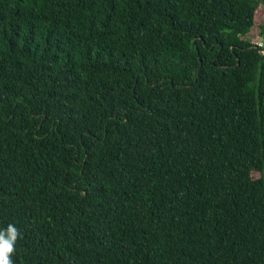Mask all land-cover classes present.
Returning a JSON list of instances; mask_svg holds the SVG:
<instances>
[{"label":"trees","instance_id":"16d2710c","mask_svg":"<svg viewBox=\"0 0 264 264\" xmlns=\"http://www.w3.org/2000/svg\"><path fill=\"white\" fill-rule=\"evenodd\" d=\"M257 37L264 0H0L14 264H264Z\"/></svg>","mask_w":264,"mask_h":264},{"label":"clouds","instance_id":"9594fccd","mask_svg":"<svg viewBox=\"0 0 264 264\" xmlns=\"http://www.w3.org/2000/svg\"><path fill=\"white\" fill-rule=\"evenodd\" d=\"M18 237L17 228L9 224L6 229H0V264H14L12 255Z\"/></svg>","mask_w":264,"mask_h":264},{"label":"built area","instance_id":"2783aa9c","mask_svg":"<svg viewBox=\"0 0 264 264\" xmlns=\"http://www.w3.org/2000/svg\"><path fill=\"white\" fill-rule=\"evenodd\" d=\"M252 42L256 47L261 48L262 51L264 52V37H257Z\"/></svg>","mask_w":264,"mask_h":264},{"label":"rangeland","instance_id":"374dc122","mask_svg":"<svg viewBox=\"0 0 264 264\" xmlns=\"http://www.w3.org/2000/svg\"><path fill=\"white\" fill-rule=\"evenodd\" d=\"M259 175L257 173L254 174V178H257Z\"/></svg>","mask_w":264,"mask_h":264},{"label":"water","instance_id":"95a60500","mask_svg":"<svg viewBox=\"0 0 264 264\" xmlns=\"http://www.w3.org/2000/svg\"><path fill=\"white\" fill-rule=\"evenodd\" d=\"M262 53L264 54V52L262 51Z\"/></svg>","mask_w":264,"mask_h":264}]
</instances>
